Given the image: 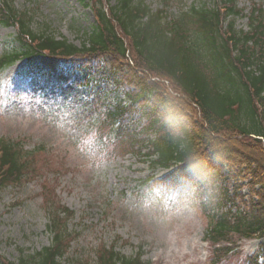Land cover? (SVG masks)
Masks as SVG:
<instances>
[{
    "label": "trees",
    "instance_id": "obj_1",
    "mask_svg": "<svg viewBox=\"0 0 264 264\" xmlns=\"http://www.w3.org/2000/svg\"><path fill=\"white\" fill-rule=\"evenodd\" d=\"M213 1L211 8H181L170 19L143 0H117L115 7L109 0H80L95 26L76 46L35 33L28 12L0 0V26L14 30L18 46L0 44V72L47 57L67 65L81 85L102 91L109 82L117 101L103 106L98 120L107 146L118 153L127 147L122 154L146 156L154 168L171 171L149 186L156 199L173 205L185 193L201 200L210 264L239 255L237 242L254 239L261 241L257 250L241 264H264V8L253 3L244 14L235 0ZM238 17L247 19V31L235 30ZM170 116L178 117L175 126ZM35 154L0 139V189L20 185L34 171ZM117 156L111 152L108 159ZM47 216L51 245L0 264H73L63 259L73 212L55 203ZM142 255L139 249L126 258L102 246L95 264H149Z\"/></svg>",
    "mask_w": 264,
    "mask_h": 264
},
{
    "label": "rangeland",
    "instance_id": "obj_2",
    "mask_svg": "<svg viewBox=\"0 0 264 264\" xmlns=\"http://www.w3.org/2000/svg\"><path fill=\"white\" fill-rule=\"evenodd\" d=\"M235 1L244 14L253 3L264 8V0ZM11 2L17 11L29 13L35 33L51 34L76 46L95 26L90 9L80 0ZM143 2L153 13L162 10L170 19L181 8L214 5L213 0ZM116 4L117 0H109L110 7ZM234 21L236 31H247L245 17ZM14 34L12 28L0 26V44L17 48ZM60 64L39 57L31 64L18 61L0 72V139L36 152L34 171L20 185L0 189V258L17 263L50 246L47 212L58 203L73 212L66 225L72 240L63 258L73 264H95L102 246L113 247L126 258L140 249L149 264H210L201 200L183 193L170 205L152 196L149 186L171 171L154 168L146 156L122 154L127 147L119 153L112 150L106 128L98 130L99 112L117 101L109 82L102 91L86 87L74 79L67 65ZM178 121L175 116L167 120L173 126ZM111 152L119 156L108 159ZM148 178L152 180L145 185ZM260 242H237L239 255L220 264H241Z\"/></svg>",
    "mask_w": 264,
    "mask_h": 264
}]
</instances>
